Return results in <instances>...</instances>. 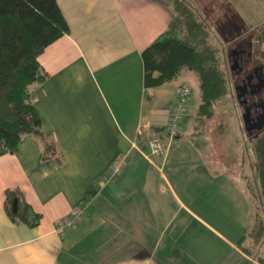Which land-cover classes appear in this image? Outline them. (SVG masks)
Segmentation results:
<instances>
[{
  "label": "crops",
  "instance_id": "0c3cea01",
  "mask_svg": "<svg viewBox=\"0 0 264 264\" xmlns=\"http://www.w3.org/2000/svg\"><path fill=\"white\" fill-rule=\"evenodd\" d=\"M56 1L68 32L40 52L46 76L29 89L41 129L61 162L44 158L42 140L30 133L21 136L16 152L0 155V264H182L171 240L193 218L202 220L182 199L177 171L179 153L187 150L183 135L179 130L167 138L165 125L178 85L186 83L177 78L187 69L168 82L146 86L141 55L167 28L170 5L162 0ZM195 114L185 136L192 156L187 163L218 175L212 145L192 138L197 108ZM151 135L163 141L164 154L149 153ZM120 157V172L105 180ZM222 164L228 168L227 160ZM8 189L20 191L40 215L38 223L10 218ZM75 207L83 209L82 218L60 233L55 221ZM234 247L251 260L238 244Z\"/></svg>",
  "mask_w": 264,
  "mask_h": 264
},
{
  "label": "trees",
  "instance_id": "16d2710c",
  "mask_svg": "<svg viewBox=\"0 0 264 264\" xmlns=\"http://www.w3.org/2000/svg\"><path fill=\"white\" fill-rule=\"evenodd\" d=\"M169 5L172 17L167 28L141 52L144 84L157 86L178 77L185 69L192 71L199 89L197 119H209L215 104L229 90L219 55L209 41L212 32L190 1L171 0ZM66 32L68 24L56 0H0V155L16 152L21 136L30 133L42 140L44 158L55 156L61 162L55 155L58 152L54 143L41 129L29 86L46 76L38 61L40 52ZM255 37L253 53L264 62V48H260L264 35ZM249 140L253 151L249 176L261 210L252 209L248 231L237 244L258 264H264V257L253 254L264 243V129L249 136ZM6 210L14 221L36 224L40 218L17 189L6 190ZM248 244L255 246L253 253Z\"/></svg>",
  "mask_w": 264,
  "mask_h": 264
},
{
  "label": "rangeland",
  "instance_id": "374dc122",
  "mask_svg": "<svg viewBox=\"0 0 264 264\" xmlns=\"http://www.w3.org/2000/svg\"><path fill=\"white\" fill-rule=\"evenodd\" d=\"M162 1L171 4V0ZM188 1L196 7L212 32L209 41L216 48L220 66L227 78L230 79L229 65L233 62L229 53L237 47L238 42V48L244 50L243 58L250 62L263 61L260 55L253 53V47H256L255 36L260 33L264 35V31H261L264 30V0ZM260 48H264L263 43ZM177 81H185L192 90L186 105L183 125L179 128V133L183 135V138H179L187 146L184 153H179V160L182 162L177 171L182 175L185 190L182 199L209 226L202 221L198 223L197 218H193L190 224H186L184 231L179 232L177 242L171 240V243L176 245L173 255L178 257L182 264H248L250 261L258 264L259 261L253 259L255 257L251 260L244 259L234 247L237 240L248 231L250 209L261 210L253 181L249 176V161L253 151L252 142L249 140L251 134H247L241 119L242 107L235 100L234 92H231L229 86L228 92L215 104L213 116L209 119H197L195 133L191 135L194 142L212 145L210 158L216 161L213 163L216 166L213 165L212 168L214 171L220 170L218 175H213L206 167L191 166L187 163L192 156L185 136L194 124L199 94L192 71H183ZM172 155L173 153H170L168 158L173 159ZM226 160L228 168L221 165V162L226 163ZM185 218L188 219V216L185 215ZM188 228L192 229L191 232ZM212 229L224 235L228 239V245L220 236L214 235ZM170 235L171 232L166 234L167 237ZM249 247L253 253L255 246ZM256 250L253 253L255 256H264V243L258 252Z\"/></svg>",
  "mask_w": 264,
  "mask_h": 264
},
{
  "label": "flooded vegetation",
  "instance_id": "af4514ba",
  "mask_svg": "<svg viewBox=\"0 0 264 264\" xmlns=\"http://www.w3.org/2000/svg\"><path fill=\"white\" fill-rule=\"evenodd\" d=\"M237 44L229 53L233 62L229 65L228 86L242 107L244 129L253 136L264 129V62H250L243 58L244 50L238 48L239 42Z\"/></svg>",
  "mask_w": 264,
  "mask_h": 264
},
{
  "label": "built area",
  "instance_id": "2783aa9c",
  "mask_svg": "<svg viewBox=\"0 0 264 264\" xmlns=\"http://www.w3.org/2000/svg\"><path fill=\"white\" fill-rule=\"evenodd\" d=\"M191 94V88L187 83H180L177 87L176 95L172 102L171 109L165 125V133L167 138H173L179 132V126L184 118L186 105L188 103L189 96ZM138 133L141 134L142 130L138 129ZM146 143L149 147L150 154H164L166 148L163 141L157 135H151L146 139ZM123 157L118 158L105 172L103 178L105 180L113 178L120 172V167L123 162ZM83 209L81 207H75L71 209L67 214L61 216L55 221V228L60 233H63L67 228L75 227L82 218Z\"/></svg>",
  "mask_w": 264,
  "mask_h": 264
},
{
  "label": "water",
  "instance_id": "95a60500",
  "mask_svg": "<svg viewBox=\"0 0 264 264\" xmlns=\"http://www.w3.org/2000/svg\"><path fill=\"white\" fill-rule=\"evenodd\" d=\"M15 205H16V202L14 200L13 203H12L13 208H15Z\"/></svg>",
  "mask_w": 264,
  "mask_h": 264
}]
</instances>
